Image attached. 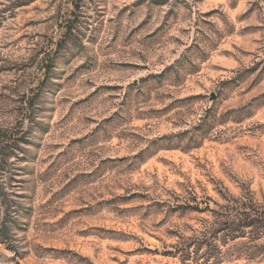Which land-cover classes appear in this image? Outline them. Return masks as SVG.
Here are the masks:
<instances>
[{
  "label": "rangeland",
  "instance_id": "obj_1",
  "mask_svg": "<svg viewBox=\"0 0 264 264\" xmlns=\"http://www.w3.org/2000/svg\"><path fill=\"white\" fill-rule=\"evenodd\" d=\"M264 0H0V264H264Z\"/></svg>",
  "mask_w": 264,
  "mask_h": 264
},
{
  "label": "trees",
  "instance_id": "obj_2",
  "mask_svg": "<svg viewBox=\"0 0 264 264\" xmlns=\"http://www.w3.org/2000/svg\"><path fill=\"white\" fill-rule=\"evenodd\" d=\"M238 223L243 230L249 229L250 232L257 234V238L264 236V207L255 201H250L249 205L243 206L242 212L238 217Z\"/></svg>",
  "mask_w": 264,
  "mask_h": 264
}]
</instances>
